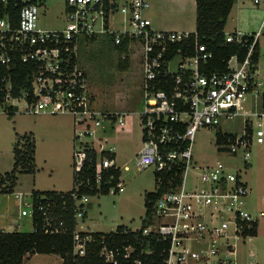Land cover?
Masks as SVG:
<instances>
[{
    "label": "built area",
    "instance_id": "built-area-1",
    "mask_svg": "<svg viewBox=\"0 0 264 264\" xmlns=\"http://www.w3.org/2000/svg\"><path fill=\"white\" fill-rule=\"evenodd\" d=\"M43 5L42 0H0V112L14 115L23 102L21 111L28 114L72 115L75 191L71 195L76 205L72 255L84 257L93 240V231L80 225L87 216L85 204L90 202L88 194L79 195L81 188H96L99 195L104 186L113 194L122 187L121 175L113 171H121L116 153L100 131L105 121L115 130L124 129L131 114L99 109L88 71L78 58L80 39L107 35L115 45L128 39L129 51L133 42L139 46L145 105L139 113L142 146L136 159L139 167L152 166L157 172L154 193L158 195L147 201L141 227H129L140 237L121 247L104 245L100 250L103 264H155L158 243L166 244L159 264H242L236 240L251 239L258 222V216L246 207L251 188L223 160L200 164L194 141L198 131L243 115L244 133L233 137L218 129L216 150L231 157L240 153L248 164L255 138L264 143L262 122L256 135L253 129L247 130L250 114L264 116V75L256 58L264 36V0L252 1L261 13L255 30L225 31L226 42L240 44L246 55H231L223 71H208L213 52L199 42L196 32L154 28L147 15L151 0H65V26L53 29L39 24ZM116 14L122 15L124 24L113 29ZM19 64H26L30 74L23 85L17 81ZM250 96L255 97V107L261 99L262 111L243 109ZM219 134L224 138L220 140ZM171 172L175 176L158 193L164 184L158 173ZM40 199L39 208L47 220L45 231L62 232L50 227L56 201ZM22 202L26 208L21 215L33 218L32 193L30 200L23 197Z\"/></svg>",
    "mask_w": 264,
    "mask_h": 264
},
{
    "label": "rangeland",
    "instance_id": "rangeland-1",
    "mask_svg": "<svg viewBox=\"0 0 264 264\" xmlns=\"http://www.w3.org/2000/svg\"><path fill=\"white\" fill-rule=\"evenodd\" d=\"M152 1V0H151ZM253 0H237L229 15L225 31L236 28L255 30L261 21V13L252 7ZM39 24L44 28H62L65 26V0H42ZM248 8V9H247ZM166 22L176 23L182 31L195 32L196 9L194 4L185 8H176L164 16ZM115 27L121 28L122 15L113 18ZM248 28V29H246ZM261 69L264 72V36L261 38ZM139 46L132 43L129 57L130 68L119 67L120 52L111 36H101L88 41L80 39L78 58L80 64L88 71L89 82L95 94V101L102 112H127L126 127L118 130L111 127L109 121L103 123L100 133L108 138L107 146H112L116 160L121 166L122 187L118 193L89 195L90 202L85 204L87 216L80 220L83 229L90 231L110 232L118 225L137 229L141 227L146 212V194L156 189L155 170L152 166L141 168L137 164V154L142 146L139 113L145 105L142 91V72L140 67ZM254 96L244 103L243 109L262 111L259 98L255 107ZM19 110L14 115L0 112V177L10 172L15 163L14 147L24 134H33L36 140L35 171L20 172L13 186V192H0V230L33 231L30 216H22L26 208L23 197L31 199L33 189L71 190L74 185L73 152L75 126L73 117L68 113L28 114ZM253 120L247 126L256 135L258 122L263 123L264 116L250 114ZM240 115L232 120H222L216 126L198 131L194 141V154L200 164L208 161L223 160L229 163L233 171L247 182L251 192L246 198V207L258 216V234L251 239L246 237L237 241V257L242 264L251 262L264 264V143L256 138L251 148L248 164L239 153L235 157L216 150V131L223 133H244V120ZM89 139V138H87ZM127 167V168H125ZM17 194L19 196H17ZM21 194V196H20ZM18 223V225H17ZM252 253V255H251ZM25 264H62L55 254H32L26 257Z\"/></svg>",
    "mask_w": 264,
    "mask_h": 264
},
{
    "label": "trees",
    "instance_id": "trees-1",
    "mask_svg": "<svg viewBox=\"0 0 264 264\" xmlns=\"http://www.w3.org/2000/svg\"><path fill=\"white\" fill-rule=\"evenodd\" d=\"M237 0H196V30L199 42L205 43L213 52V58L208 64V71H223L226 67V60L233 54H238L243 58L246 55L245 48L240 44L228 43L225 40V27L231 13V10ZM0 15L3 12L0 11ZM95 40V39H93ZM92 40V41H93ZM121 57L119 60V67L122 70L130 68L129 57V41L124 40L121 44L116 45ZM126 54L123 58L122 55ZM256 58H259L257 52ZM26 64H19L17 72L19 73L17 81L18 84L23 85L28 82L30 74L27 71ZM248 133L251 128L247 126ZM233 135L234 134H229ZM224 137L219 134V139ZM35 154H36V140L34 135L24 134L14 147L15 163L10 172L0 177V192H13V186L17 180V174L20 172H34L35 171ZM116 176L121 175L120 169H113ZM175 172L158 173L164 179L162 187L158 188V193H161L167 188L168 180L172 179ZM92 183L93 174L90 171ZM157 177V172L155 173ZM178 180H173L177 183ZM75 191L74 185L68 191L56 190H33L32 197L35 203V211L32 218L33 231H4L0 230V264H24L28 255L41 254H56L64 259L62 264H103L104 260L100 256V250L104 245L108 247H121L123 244L135 242L140 237L139 232L129 231L130 228L126 225H118L114 231L110 232H91L93 240L87 245V252L84 257L76 259L72 255L73 248V230L75 227V201L72 193ZM79 195L88 194L96 195V188L90 189L87 187L81 188ZM108 186H104L102 194H108ZM158 194L149 192L146 194L147 201L153 199ZM51 198L56 201V206L50 219L51 228L59 227L62 232H46L47 227L46 216L43 210L39 208L40 197ZM46 202L42 199V203ZM128 230V231H127ZM252 235L258 234V222L251 231ZM166 246L158 243V253L153 263L159 264L163 261L164 253L163 247Z\"/></svg>",
    "mask_w": 264,
    "mask_h": 264
},
{
    "label": "crops",
    "instance_id": "crops-1",
    "mask_svg": "<svg viewBox=\"0 0 264 264\" xmlns=\"http://www.w3.org/2000/svg\"><path fill=\"white\" fill-rule=\"evenodd\" d=\"M191 4H194L195 9H196V0H152L151 6L147 11V15L152 19L153 27L156 29L182 31V29H180L182 27L179 26L178 24L166 22L164 19V16L166 15V13H168L171 10H174L176 8H179V9L185 8L186 6L191 5ZM111 27L113 29H118V27H115L113 22H111ZM261 38L259 40V46H258V52H259L258 60H259L260 69H261V64H260ZM261 72L264 75V72L262 71V69H261ZM250 120L252 119L249 118V121ZM252 124H253V120H252ZM33 190H38V189H33ZM55 190H58V189H55ZM59 191H64V190H59ZM29 256L30 255H28L27 257ZM57 256L60 258L62 262L61 257L59 255Z\"/></svg>",
    "mask_w": 264,
    "mask_h": 264
}]
</instances>
